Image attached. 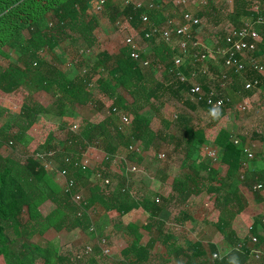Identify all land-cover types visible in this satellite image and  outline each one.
I'll return each mask as SVG.
<instances>
[{
  "label": "trees",
  "instance_id": "obj_1",
  "mask_svg": "<svg viewBox=\"0 0 264 264\" xmlns=\"http://www.w3.org/2000/svg\"><path fill=\"white\" fill-rule=\"evenodd\" d=\"M38 1L41 0H17L14 5L6 2L5 8L0 6V39L3 40H0V118L13 113L12 118L0 123V148L8 144L15 151L24 146L30 154L22 158L15 152L4 155L0 150V264H146L153 256L156 242L166 249L167 258L161 264H230L233 257L244 264L250 251L240 246L234 224L240 220V225L254 226V232L259 224L264 229V212L252 207L253 203L264 202V194L253 189L255 180L264 184V166L256 171V178H248L247 171L245 178H241L243 142L235 144L233 134L226 127L220 128L213 140V146L219 150L218 161L225 171L221 173L209 166L205 162L207 148H204L208 134L197 124L196 113L204 109L211 114L212 108L190 98L191 82L176 80L169 70L159 77L154 67H143L133 59L127 45L115 52L102 49L97 36L100 20L91 8V0H57L56 6L46 14L34 11L39 9ZM213 6L208 5L211 9ZM24 7L32 18L27 32L15 28L14 18L20 16ZM107 10H112L110 19L113 21L123 17L130 34L144 36L143 29L140 30L139 10L133 5L121 7L114 0H105L103 11ZM227 15L237 24L242 16L255 21L258 12L249 0H237L234 10ZM199 26H195L196 30ZM154 40L149 41L154 44ZM262 40L264 42V36ZM154 47L153 58L171 53L164 45L159 48L154 44ZM262 48L263 45H259V49ZM8 50L15 58L5 56L8 60L4 63L2 53L10 54ZM167 65L171 66L172 61ZM182 69L190 75L191 68ZM253 73L249 71L245 78H252ZM254 74L264 87V76L256 71ZM236 78L233 86L239 97L250 100L256 89H246V80ZM198 81L206 88L211 78L201 74ZM121 88L131 95L132 101L119 94ZM39 92L52 96L51 108L36 98ZM89 104L95 105V116L83 117L76 113V109ZM232 104L229 99L219 116L225 115ZM114 107L117 112L112 111ZM148 108L158 117V128L152 126L146 114ZM43 114L56 118L42 122ZM123 114L131 120L127 132L120 130ZM74 124H77L76 129H72ZM171 126L177 128L176 134L170 135ZM160 140L171 147L167 158L178 156L183 175L175 177L170 200L184 204L194 194L213 198L214 211L208 222L232 245L230 255L213 260L200 241L187 247L180 244L159 221L167 200L161 197L157 202L159 194L152 188L145 187L134 195L130 184L122 182L116 191L111 186H103L101 176L105 173L101 169L83 170L79 165L90 146L109 156L126 153L128 161L140 162ZM132 144H139L142 151L130 150ZM50 150L56 152L50 158L55 168L48 170L35 154ZM64 169L67 179L75 181L71 192L59 187L51 172ZM162 178L166 180V176ZM76 193L84 196L80 203L73 198ZM48 200L55 207L43 214L40 204ZM93 205L103 208L108 215L119 216L142 208L149 214L145 229L154 234L157 227L156 234L146 244H141L137 226L131 225L133 242L119 250V256L111 257L96 246L92 253L77 258L60 253L50 241L45 246L34 242L50 228L89 232L92 221L88 208ZM258 238L260 245L264 238ZM215 249L210 244L209 250Z\"/></svg>",
  "mask_w": 264,
  "mask_h": 264
},
{
  "label": "rangeland",
  "instance_id": "obj_2",
  "mask_svg": "<svg viewBox=\"0 0 264 264\" xmlns=\"http://www.w3.org/2000/svg\"><path fill=\"white\" fill-rule=\"evenodd\" d=\"M60 1V0H59ZM124 0H119V3L116 2L117 5L119 6H124L123 3ZM144 1V0H143ZM6 2H11L13 5L17 2V0H0V6L5 8L6 7ZM38 6L37 8L39 9H34L35 12H37L38 14H46L49 13L54 6H56L57 4V0H41L38 1ZM171 2V10L174 12L171 14V16L173 18H176L177 20L181 18V15L183 13L189 12L191 14H193L195 17L198 16V18L201 19V24L199 26V29L197 30V34H196V38L197 40L203 45L202 48L206 49L207 51H210L209 53L212 54L213 56H215L214 58H212L213 56H211L209 58V72L210 75L212 76V78L215 79L214 82H212L213 85L216 86V84L218 83L217 78L219 75H221L224 72V69L222 68V62L219 60V58H217L218 56L215 54H213V49H216L217 47H222V39L219 37L218 34H216L217 32L215 30H219V28L221 27V24L224 21H227V13L230 11V8L232 7V2L231 0H208V4L206 5H202V4H197L195 1L190 0V4H186V5H178L176 4L173 0L170 1ZM213 4L214 8L211 9L208 7V5ZM96 4H94L95 6ZM94 6H93V11H94ZM26 7H24L23 9H21L20 11V16H18L15 19V24L17 26H15V28H17L18 30L22 31V32H27V26L29 24H31V17L29 16L30 12L25 11ZM22 12V13H21ZM158 12V11H157ZM2 14L4 12H1ZM97 13V16L100 20V28L97 32V36L99 39V43L102 44V49H107L110 52H115L117 51L121 46L124 45V38L126 35L130 34V30L128 28L125 27V25L123 24V21H121L120 18H117L116 20H111L110 19V15L112 13V10H107V11H103V12H95ZM158 17V18H157ZM157 17L156 20L159 22H163L164 20L161 19L160 17V13H157ZM225 19V20H224ZM216 27V28H214ZM193 28V27H192ZM4 29V28H2ZM13 29V28H12ZM14 30V29H13ZM12 30V31H13ZM195 32V27L193 28V31ZM136 39L138 40V42L140 43L141 47L144 50H151L153 52H155L156 47H154V44H156V46H158L159 48L160 45H164L166 48H168L170 50V54L166 53V56H159L158 59H161L160 61L164 64L168 63L173 57L176 56H180L179 55V50L177 49V38H174L171 42L169 43H165L162 42V40H156L154 44H152L151 42L144 40V38L141 35H137L136 34ZM2 40V39H0ZM3 41V40H2ZM65 42L61 43V46H63L62 48H64L65 46ZM151 48V49H150ZM153 49V50H152ZM99 51V49H97L95 51V54ZM8 52L10 54H3L2 60L4 63H6V61L8 59L5 58V56H8L10 59H14L15 57L11 54V51L8 50ZM70 53V52H69ZM10 55V56H9ZM184 56H181L182 58V66L184 67H190V66H194L192 63V60L190 58V56L188 54H183ZM93 56V53L90 54V57ZM91 60V59H90ZM215 64V65H213ZM196 67V66H195ZM217 67H219L217 69ZM187 69V68H186ZM221 73V74H220ZM228 78L230 77L227 73H225ZM162 72L159 73V77H162ZM223 76V75H222ZM119 94L121 96H123L124 99L128 100V101H132V97L131 95L123 88L119 89ZM36 98L42 103V104H48L51 102L52 97L50 98L49 96H42L41 93L36 94ZM50 98V99H49ZM262 104H264V100L263 98L261 99ZM260 107L261 104H255V102L247 104L241 101H234L232 108L226 113V115L224 116H217L215 118H213V116L210 113H207L204 109H198L197 113H196V119L199 122V124L201 126H204L206 132H207V137H208V141L205 143L204 148L206 149L207 147L213 146V140L215 137V133L221 128V127H225V125L227 126H233V124H240L242 123V128H246L247 130L250 128H255L258 127L259 124L261 122L264 121V111L257 110L255 106ZM246 106V108H244ZM95 105L93 104H89L86 107H82V109H79V112H84L87 115H92L93 112L95 113L94 115H96L97 111ZM80 114V113H79ZM146 114L151 118L152 120V126L154 128H158L159 127V119L156 116V114L154 113V111H152L150 108L146 109ZM44 115V114H43ZM48 117H43L42 118V122H49V120L52 122L54 119L53 116H51L50 114H48ZM93 115V116H94ZM13 117V113L12 115H5L4 117L0 118V123L1 122H6L7 120H9L10 118ZM79 119V118H78ZM77 120V119H75ZM43 130L45 131L46 128H43ZM169 133L170 135L176 134L177 128L175 126H171L169 129ZM168 142V141H166ZM255 144V146H253V151L255 152V160L258 163H262L264 164V140L261 139H256V140H252V144ZM169 143H164L162 140L159 141V143L157 144V146L152 149V150H148L145 153V157L143 158L142 161L140 162H136L137 164H139L140 166L146 168V170L152 174V177L146 180H143L141 178L138 177V175L136 174H126L124 172V166L122 163H117V164H109V163H105L104 158H105V154L101 153L97 150H95L92 146L88 147V149L86 151H84L83 154L87 155L89 157V159L91 160V166L90 168H98L100 169L102 162H104V165L106 167H108L110 175L113 177V185L111 186L113 190H119L118 188L120 187V185L122 184V182L126 185V182L128 184H130V186L132 187V191L134 192V195H138V193H140V191H143V188H154L155 187V183L156 180L154 178L156 171L158 170L157 168H159L161 165L167 164L169 163L170 166H172V173H174L175 177L177 176H183L180 173L182 172L180 169V163H179V159L177 158L178 156H173V157H168L165 161H162L158 158L157 154L158 151H166L167 153L171 151V147L170 145H168ZM2 151V153L4 155H8L11 153H16L17 155L21 156L22 158L27 157V155L29 156V152L27 153V148H25L24 146H19L18 148H14L11 145L5 144L4 146H2L0 148ZM161 150V151H160ZM126 154V153H123ZM208 163L209 166H212L214 168H217L220 172H224L225 169L224 167L220 164L219 161L217 162H212L208 157H206V161ZM252 162V161H251ZM174 169V170H173ZM53 172V177L55 178L57 185L59 187L64 186V180L59 178L61 177L57 171H51ZM55 172V173H54ZM124 172V173H123ZM204 174V172H203ZM59 176V177H58ZM154 190V189H153ZM86 191V190H85ZM210 198V197H209ZM191 199V201L193 202L194 206H196L197 208L199 206H203V208H199V210H201V212H206L209 210V208L211 207V205H213V198L208 199L209 201H206V199L204 200V198L201 195H191L189 197V200ZM187 201L186 203H190V201ZM53 203L51 201H46L40 204V209H42V211L44 212H48L51 209V206ZM55 207V205L53 206ZM100 208V207H99ZM101 210V208H100ZM101 215H103L101 212L99 213L100 217ZM113 221H111L112 223ZM148 222V221H147ZM123 223V224H122ZM114 226L117 225L118 229L114 228V232H108L109 228H105V230H103L102 232L100 231V228L97 224V234L106 239V246L111 248V254L115 255L118 251L116 249L118 244V241H121L122 239L126 238V226L124 224V222L122 221H116L112 223ZM195 224V223H193ZM109 224H105V226H107ZM147 225V223H145V226ZM214 227V226H213ZM214 229L217 231V228L214 227ZM213 228L208 229L209 232H213L214 230ZM94 234H91V236ZM213 234L210 233V236H212ZM95 239L96 236L94 235ZM226 240V239H225ZM221 247L222 248H227L230 249V243L226 240L224 242H221ZM70 249L68 251H66V253L68 254H72L76 249L73 248H67ZM115 250V251H114ZM76 251H80V250H76ZM75 251V252H76Z\"/></svg>",
  "mask_w": 264,
  "mask_h": 264
},
{
  "label": "crops",
  "instance_id": "obj_3",
  "mask_svg": "<svg viewBox=\"0 0 264 264\" xmlns=\"http://www.w3.org/2000/svg\"><path fill=\"white\" fill-rule=\"evenodd\" d=\"M114 1L119 3V0H114ZM134 1L142 3L143 4L142 9L136 8V4H134V3H132L130 5H133L137 10H139L140 16H141V14L143 12L147 11V13L149 14V16L151 18V22L163 25V24H166L168 19L173 18L171 16V14L174 13L171 10V2H170L171 0H144V1L143 0H134ZM236 1L237 0H231L232 7L230 8V11L228 13H231L234 10V6H235V2ZM94 2H95V0H91V8H93V6L95 4ZM249 2L253 3L255 10H256V7H258V6H260V8H262V9H264V0H249ZM123 3H124V6H127V5H125V0L123 1ZM151 3L157 4L158 8L157 9L156 8L155 9H148L147 6L149 4H151ZM190 3L191 2H189V4ZM157 13H160V16H161L160 18L164 20L163 22H159V21L156 20ZM226 16H227V21H224L221 24V27L219 28V30H215L217 32L216 34H218V35L224 34V32L226 31L227 26L241 27L245 23L254 22V21H252L253 20L252 18H249V17H246V16H242V18L239 19L238 23L234 24L233 21L229 18V16L228 15H226ZM119 18L122 19L123 17H119ZM140 21H141V19H140ZM140 26H141L140 30H142L144 27L149 28V26L148 25H144L142 23V21H141ZM194 27L195 26H193V28ZM193 28H192V31H193ZM214 28H216V27H214ZM256 28L259 31L260 36H261V40H260V44H259V45H261V44L264 43L263 40H262V38L264 36V26H257ZM198 29H199V27H198ZM197 30H196V27H195V32H193V34L195 36L197 34ZM144 40H147V39H144ZM156 40H160V39L155 38L154 43H155ZM147 41H149V40H147ZM162 42H164V41L162 40ZM222 44H223L222 47H224L225 46L224 41H222ZM217 49H218V47L216 49H213V51H216ZM144 51L149 52L151 57L153 58V52L151 50H144ZM191 51H192V48H190L189 52H191ZM179 55L180 56H184L183 53H181V52H179ZM188 55H189V53H188ZM253 55L257 56L259 59H262L263 56H264V49L263 48H262V50L259 49L258 51L254 52ZM214 57L215 56H213L212 58H214ZM153 59H154V62L160 61V59H158V58H153ZM173 60H174V57L170 60V61H172V65L171 66H168L167 63L166 64L163 63L164 69L162 71H158L157 69L154 68L156 70V72H157V75H159L160 72H162V74H164L165 70H169L170 72L173 71V74L175 75V79L176 80H180V77L178 76V73H181L184 76H186L187 78H189L191 81H187V82H191V83L192 82L193 83H195V82L200 83L198 81L199 76L201 74L202 75H206V76H209L211 78V83L208 84L207 87L205 88V89H208L210 86H213V87H216V88H220V86L222 84V75H226L225 73H227L230 77H229V80H228V83H227L226 87L224 88L226 97L228 99H230L232 103L234 101L238 100V101H241V102H244V103H247V104H250V103H253V102H255V104L256 103L257 104H261L260 107H258L257 105L255 107H257L256 108L257 110L261 109V111H264V104H262V102H261V99H262L261 91H262V89H264V87L262 85H261L262 86L261 88H255L256 91H255V93L253 95H251L250 100L241 99L239 97L238 93H237V90H235V88L233 86L236 83V80H237L236 76L238 78L242 77L245 80L258 79L260 81L259 77L255 76V74H254L256 70H254L252 68H248L247 71L245 72V74L239 75V74H236L234 72V70L227 69L224 66V63H223L222 59L219 58V60L222 62V68L224 69V72L222 74L220 73L221 75L218 76V78H217L218 83L215 86V85L212 84V82H214L215 79L212 78V76L210 75L209 70H208L207 74H204V73H202V71H200V67L199 66H196L195 64H193L194 66H190L189 67V68H191V71H190V75L188 76L182 69V68H184V69L187 68L188 69V67H184V66H182V64L177 67L174 64ZM192 63H194L193 60H192ZM213 65H215V64H213ZM218 68L219 67H217V69ZM249 71H253L254 73L252 74V78L246 79L245 75H247V73ZM166 72H168V71H166ZM193 73H197V75L195 77H192ZM256 73L262 74L264 76V72L260 73V72L256 71ZM181 82H184V81H181ZM260 84H261V81H260ZM39 93H41V95L44 96V97L45 96H49L50 98L52 97L50 94H47V93H43V92H39ZM53 102H54V99L51 100L50 103L43 104V105H45L46 107H50L51 108ZM232 105L229 107L228 111L232 108ZM79 109H82V108L76 109V113L79 116L93 117V115L95 114L93 112L92 115H87L83 111L79 112ZM219 111H220V109H219ZM42 116L43 117H48L49 115L48 114H44ZM53 117H54V119L56 118L55 116H53ZM197 124H199V123H197ZM242 125L243 124L240 123V124H233V126H228V125L226 126L225 125V127L233 134L234 139H237V138L240 139L241 142H243V145H248L251 148L253 146H255L254 143L252 144V140L253 141L256 140V139L264 140V121L261 122L258 127H255V128H252V129L249 128L248 130L246 128H242ZM201 127L204 128V126H201ZM212 145H214V144L212 143ZM95 150L105 154V152H103L101 150H98V149H95ZM243 160H244V158H243ZM162 161H165V160H162ZM134 163H136V162H134ZM103 165H104V162H102L101 167ZM123 166H124V164H123ZM263 166H264V164L258 163L255 159L252 162H250V166L247 169L248 178H251V177L256 178L257 177L256 176V171L261 169ZM171 167L172 166H170L169 163L161 165L159 168H157L158 170L156 171V174L154 176V178L156 180V183H155V187L153 189L157 192V194L161 195V197H163V198H165L167 200L166 206L162 210V212L160 214V217L158 218L159 221L162 222L163 228L166 231L172 232L175 235L176 240L180 244L185 246V247L189 246L190 244H192V243H194L196 241H200L203 244V246L208 250L209 255L213 254L215 252H218L221 257H226V256L230 255L231 250L233 248L232 245L230 244V246H231L230 249L222 248L221 247V242H223V240L225 242L227 240L226 237L220 231H218V230L216 231L214 229V227L212 226V224L208 222L210 216L213 214L214 204L213 205L210 204L211 207L209 208L208 211L201 212V210H199V208L202 209L203 206H199L197 208L196 206H194V204L191 201V199L189 200L190 203H184V204H176L174 202V200H170L171 199V193L173 192L172 191V186H173L174 179H175V175H174V173H172V171H171L172 168ZM221 173H223V172H221ZM165 176H166V180H163L162 177H165ZM59 178L63 179L62 177H59ZM93 180H94V178H93ZM255 181H254L253 184H255L257 182V181L255 182ZM140 192H142V191H140ZM261 192H262V194H264V191H261ZM131 193L134 194V192L132 190H131ZM203 198H204V200L206 199V201H209L208 199H210L209 197H203ZM53 206H51L50 211H52L54 209ZM252 207H256L255 208L256 210L264 212V202H260V203H258V205L256 203H253ZM40 210L42 211V209H40ZM50 211H48V212L42 211V213L43 214H48ZM100 212L103 215H101L100 217L97 218V224H98L101 232L103 230H105V228H109L108 232H114V228L118 229V226L117 225L114 226L112 223L116 222V221H119V220L124 222V224L126 226V238H124L121 241L117 242V243H119L118 246L116 247V248H118V250L116 249L118 251L116 253L118 256H119V252H120L119 250L124 249L126 246L129 245V243L133 242V240H134V235H133V233H131V230H130L131 225H136L137 226V228H138L137 231L142 236V238L140 240L141 244H146L153 237V235L156 234L155 232L157 230V227H154V234H151L148 230H146L144 228L143 225H145V223H147L149 214L142 208H139V209L136 208V209H134V210L128 212L127 214L122 215V216H119V215H108L103 210V208H101ZM111 221H113V222L111 223ZM193 223H195V224H193ZM105 224H109V225L105 226ZM240 224H241L240 220H238L234 224V229L237 231L238 237L240 238L239 239L240 246L244 245L250 251L247 259L244 262V264H264V258L261 259V260H256L254 258V256H253L252 252H251V249L253 247V244L251 242L252 233L248 229V227L251 226V225L243 226V225H240ZM210 228L214 229L213 232H209L208 231V229H210ZM210 233H212L213 235L210 236ZM255 234L258 237L260 236L263 239L264 238L263 226H261L259 224L258 225V229L256 230ZM48 241H50L55 246H57V248L59 249V252L63 253V254H67L66 251L70 250V249H67L69 247L73 248V249H76V250H82L88 244L93 245V248H95V246L96 247H100L98 245L97 240L95 239L94 235L91 236L90 232H87V231L83 232L81 230L67 231L65 229H62V230L57 231L54 228H50L43 236L37 237L34 240L35 243H37V244H39L41 246H45ZM210 244H212L216 248L215 251L211 252L209 250ZM260 247L263 249V252H264V241H262V242L260 241ZM75 251L73 252V255H74ZM165 252H166L165 247H163L159 242H156L155 245H154L153 251H152V253H153L152 255L153 256H151L150 261L148 263H146V264H161L163 259L167 258V255L165 254ZM70 255H72V254H70ZM111 255H109L108 257H111ZM106 264H112V263L108 262ZM163 264H167V263H163Z\"/></svg>",
  "mask_w": 264,
  "mask_h": 264
},
{
  "label": "built area",
  "instance_id": "obj_4",
  "mask_svg": "<svg viewBox=\"0 0 264 264\" xmlns=\"http://www.w3.org/2000/svg\"><path fill=\"white\" fill-rule=\"evenodd\" d=\"M104 1L105 0H95L94 11L102 12L104 9ZM178 5H186L190 2V0H173ZM198 4L206 5L208 4V0H194ZM136 4V8L142 9L143 4L140 2H135L134 0H125V5ZM148 9H157L158 5L155 3H151L147 6ZM258 12L257 19L252 23H245L241 27L235 26H227L224 34H220L219 37L224 41L225 46L219 47L216 51H213L214 55L216 54L218 58L222 59L224 66L227 69H232L236 74L243 75L247 71L248 68H252L257 72H264V56L262 59H259L257 56L253 55L254 52L258 51L259 44L261 40V36L259 31L256 28V24L264 23V14L261 12L264 9L260 8V6L256 7ZM141 21L144 25H148L149 28L144 27V39H160L166 43L171 42L174 38H177V49L179 52L183 54L190 55L196 66L200 67V71L202 73L207 74L209 70V58L212 54L210 51L202 48V44L197 40L196 36L192 32V27L196 25H200L201 19L195 17L193 14L186 12L181 15L180 19L171 18L168 19L166 24L160 25L154 22H151V18L147 11L143 12L140 16ZM123 21V19H121ZM124 45H127L131 49V57L136 61L140 62L143 67H154L158 71H162L164 69L163 63L158 61L154 62V59L151 57L149 52L144 51L141 47L140 43L136 39V36L133 34H128L124 38ZM191 45V46H190ZM263 49H264V43ZM190 48L192 51L189 52ZM213 56V55H212ZM182 57L176 56L174 57V64L178 67L182 64ZM173 72V71H171ZM197 73H193L192 77H195ZM181 81H191L189 78L184 76L181 73H178ZM228 76H222V84L220 88H216L210 86L208 89H205L200 83H191L188 95L190 98L198 103H204L207 106L213 108L221 109L226 105L229 99L225 95L224 88L228 83ZM260 81L258 79L255 80H246L245 88L253 89V88H261ZM261 96L264 100V89L261 91ZM247 105V103H246ZM246 108V106L244 107ZM113 112H117L118 109L114 107L112 109ZM131 120L128 115H122L120 121V130L123 132H127V129L130 127ZM77 124L72 126V129H76ZM235 144H241L240 139H234ZM130 150H135L137 152H141V146L139 144H132L129 147ZM243 174L241 178H245V173L250 166V162L255 159V152L253 148L248 145H243ZM207 154L209 159L212 162H217L219 158V150L215 146L207 147ZM56 155L55 150L50 151H41L35 154V157L44 165V167L48 170L54 169L52 161L50 158ZM125 154L117 153L112 156H109L105 153L104 161L109 164H117L124 162V172L126 174L132 173L138 175L139 178L146 180L152 177L146 168L140 166L137 163L128 161L125 157ZM160 160L167 159V152L161 151L157 154ZM79 165L83 170L89 168L91 166V160L87 155H83ZM103 171V176H101L102 172H100L99 176H101V182L104 187L112 186L113 177L109 174V169L105 165L100 167ZM57 173L64 179V190L66 192H71L73 187L75 186V181L72 179H67V170L57 171ZM254 190L264 191V184L261 182H256L253 185ZM73 198L76 202L80 203L84 200V196L81 193L73 194ZM156 201H161V196L156 197ZM100 213V208L97 205L90 206L88 208V215L91 217V225L89 227V232L96 236V240L98 245L100 246L104 255H111V248L106 246V239L100 237L97 234V218ZM248 229L252 233L251 242L253 247L251 252L256 260H261L264 252L263 249L259 245V238L254 232V226H249ZM93 252V245L88 244L82 250L76 251L74 255L77 258L83 256V254H90ZM220 259L221 256L218 252L212 254V259Z\"/></svg>",
  "mask_w": 264,
  "mask_h": 264
},
{
  "label": "clouds",
  "instance_id": "obj_5",
  "mask_svg": "<svg viewBox=\"0 0 264 264\" xmlns=\"http://www.w3.org/2000/svg\"><path fill=\"white\" fill-rule=\"evenodd\" d=\"M211 115L213 116V118L219 116V110L217 108H213L211 110ZM230 264H239L238 262V258L236 257H233L231 260H230Z\"/></svg>",
  "mask_w": 264,
  "mask_h": 264
}]
</instances>
